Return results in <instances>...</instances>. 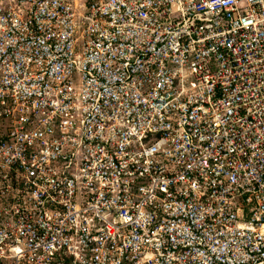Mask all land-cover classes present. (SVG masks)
<instances>
[{
  "label": "built area",
  "instance_id": "obj_1",
  "mask_svg": "<svg viewBox=\"0 0 264 264\" xmlns=\"http://www.w3.org/2000/svg\"><path fill=\"white\" fill-rule=\"evenodd\" d=\"M0 264H264V0H0Z\"/></svg>",
  "mask_w": 264,
  "mask_h": 264
}]
</instances>
